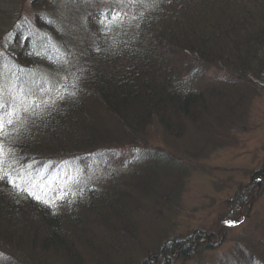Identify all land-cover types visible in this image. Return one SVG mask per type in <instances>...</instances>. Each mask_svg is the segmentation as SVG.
I'll list each match as a JSON object with an SVG mask.
<instances>
[{
  "label": "trees",
  "instance_id": "trees-1",
  "mask_svg": "<svg viewBox=\"0 0 264 264\" xmlns=\"http://www.w3.org/2000/svg\"><path fill=\"white\" fill-rule=\"evenodd\" d=\"M7 2L0 0L3 83L14 93L13 84L26 83L42 112L38 116L21 113V120L6 128L8 136L4 144L8 151H5L11 154L6 161L12 165L11 171L7 164L6 174L16 175L20 165L52 164L54 156L64 157L72 150H77L72 158L81 159L83 166L93 160L87 158L92 153V158L97 156L95 154L102 155L100 162L105 165L106 160H113L119 157V151L123 152L118 144L125 142L137 148L134 136L147 125L150 115L169 129L171 125L163 115L169 110L177 115L182 111L188 118L194 114L192 112H197V107L206 113L215 110L210 96L219 90L206 85L216 82L212 72L214 63H225L232 84L255 76V82L246 85L249 86L247 91L264 86V0H137L134 3L67 0L66 8L70 11L67 17H58L59 21L49 17L43 21L45 30L55 39L67 42L76 53L75 58L67 59L56 50L47 52L29 35L18 33L11 38L9 30L19 24L17 17H8ZM59 8L60 5H56L53 10ZM116 13L123 14V23L111 30H102L100 21H111ZM82 37L89 38V46ZM11 39L12 47L8 44ZM28 48H32L31 52L36 49L47 52L46 56L55 63L50 68L54 72L39 68L33 64V59L25 63ZM11 50L15 52L13 61L6 59L11 58ZM212 58L219 63L207 64ZM180 63H184L182 67L190 76L186 89L183 81L177 79L181 71H176V66L182 65ZM60 72L74 74L63 83L58 80L60 76L55 75ZM164 86L175 91L165 90ZM193 86L199 87V92L188 94ZM247 91L243 95H248ZM58 94L63 95V99H58ZM39 95L49 98L40 101ZM53 100L55 103L44 107L45 101ZM224 107L218 119H234L232 111L228 107L223 110ZM149 156L146 162L136 157L126 161L122 170L131 166L132 177L128 173L108 175L104 181L91 183L85 192L74 188L72 199L65 201L67 205L62 209L33 201L22 190L0 181V234L7 232L14 240L28 246L25 250L34 264H155L161 257V264H168L166 256L177 249L179 255L189 254V246L195 247L189 245L190 237H170L154 250L143 252L138 260L133 256L136 254L122 253L123 247L139 252L145 245L139 248L137 243L131 242V237L148 234L134 221V212L143 203L131 193L138 190L139 194L158 200V195L167 196L161 191L163 187L172 184L170 202L166 206L175 205L178 199L180 188L176 187L179 184L175 185V175L178 177L181 171L179 164L157 153ZM255 175L258 176L256 184L263 187L264 169ZM118 177L123 178L126 188H131L130 195L122 189L124 185L117 181ZM237 195V203H233L238 207L245 199ZM8 198L7 203L3 201ZM21 207L31 211L29 218H21ZM89 220L104 221L100 224L105 228V235L111 238L109 242L97 243L96 238L87 237L85 224ZM32 244L34 248L29 247ZM253 252L245 254L249 256L238 263L264 264V251L259 250L256 255ZM2 257L0 262L7 263L8 257Z\"/></svg>",
  "mask_w": 264,
  "mask_h": 264
},
{
  "label": "rangeland",
  "instance_id": "rangeland-1",
  "mask_svg": "<svg viewBox=\"0 0 264 264\" xmlns=\"http://www.w3.org/2000/svg\"><path fill=\"white\" fill-rule=\"evenodd\" d=\"M66 1L8 0V17H17L19 24L9 30L11 38L16 37L15 34L18 33L21 36L26 34L39 41L41 47L46 51L56 50L60 56H65V59L75 58L76 53L70 49L67 42L60 41L58 38L56 40L54 35L52 36L48 30L43 28V21L46 18L51 17L59 21V18H63L64 15L68 16L70 11L66 8L68 5ZM56 5H60V8L54 11ZM82 38L86 42L89 40L88 37ZM12 41V39L8 41V44L10 45ZM29 41L31 42V40ZM86 44L89 46V41ZM12 46L13 44H11ZM3 47L6 48V43L3 44ZM28 49L26 50L28 51L27 57H24L25 63L33 59V64L39 68H47L49 72H54L50 68L55 63L46 56L48 51L36 49L35 52H31L32 48ZM0 53H3L1 47ZM9 54L11 58L6 57V59L13 61L15 52L11 50ZM212 61H214L213 58L206 63H212ZM214 62L219 63L218 60ZM180 64L182 65L176 66V71H181L177 79H181L180 82L183 81L186 89L188 87L187 78L189 79L190 76L182 67L184 63ZM224 65V62L221 65L213 64L212 68L217 69L215 71L212 69L216 82L206 84L214 87L213 89L217 91L219 90L216 95L210 96V99L214 100L212 105L216 106L215 110L210 108L211 111L206 113L202 111L201 107H197V112H192L194 114H191L189 118L182 114V111H179L177 115L169 110L163 114L164 119L171 125L169 129L150 115L147 125L143 129H139V132H136L137 134L134 136L137 148L134 149L131 145H126L125 142L118 144L119 148L123 147V152L119 151V157L113 160H106L108 162H105V165L103 161L100 162L102 155L95 154L97 156L92 158L94 156L92 153L87 158L93 160L87 166H83L81 159L72 158L75 157L74 154L77 150H72L64 157L54 156L52 164L47 163L38 167L27 165L23 171H27V179H30L33 184L39 185V188L31 190L40 197V200L33 198L25 191L23 192L33 201L41 204H45L41 201H46V204L49 203L55 205L57 209H62L67 205L65 201L72 199L75 193L74 188L85 192L88 187H91V183L96 184L100 179L104 181L108 175L111 177L116 174L126 175L128 173L132 177L131 166L122 170L126 161L136 157L138 161L146 162V157L149 158L153 152L162 157H169L179 164L181 171H179L178 177L177 174L175 175V185L179 184L176 187L180 188L178 199L175 205L166 206L170 202L168 198L172 184L163 187L161 191L165 192L167 196L158 195V200L152 199L150 195L139 194L138 190L131 193L143 203L142 207L134 212V221L148 234L137 238L136 236L131 237V242L137 243L139 248L141 245L145 246L137 253L130 250V247H123L124 255L136 254L133 255L135 260L140 259L144 255L143 252L149 249L154 250L157 245L165 243L170 237L179 239L190 237L187 239L189 245H195V247L189 246L190 252L185 256L179 255V249L168 254L166 256L168 264H239L238 262L249 256H244L245 254L253 251L257 253L259 250L264 251V186L259 187L256 184L258 176L255 175L260 169H264V86L258 90H246L249 87L246 86L248 83L252 85L255 82V76H248L245 78V82L237 80L238 84H232L231 76L226 72ZM61 74V72L55 73L60 76L58 80L65 83L66 79L74 73ZM239 84V87L234 86ZM164 87L165 90L175 91L171 87ZM197 89L194 86L191 87L188 94H197L199 92ZM245 91L248 95H243ZM14 94L4 88L6 105L17 103L13 99ZM38 97L40 101L49 98L45 95ZM18 99L19 101L23 100L18 105L20 108L28 103L23 96ZM223 105H225L223 110L228 107L232 111L234 119H218V113L223 112L220 110ZM21 113L23 112L21 111ZM175 115L177 117H174ZM5 150L8 151V148L5 147ZM5 161L6 158L3 170H7L9 165L12 171V165L9 161ZM13 166L15 167V164ZM118 168H120V172L116 173ZM122 179V177H118L117 181L124 185L122 189L130 195L131 188H126L127 184L123 183ZM262 179L260 177V180ZM237 193L245 199L244 204L238 207L233 203H237L236 200L239 198ZM3 201L7 203L9 198ZM21 210L23 211L21 218L27 219L31 216V211L25 207H21ZM100 222L104 221L95 220L85 224L88 231L87 237L96 238L97 243H99L98 241L106 243V240L109 242L111 238L105 235V228ZM12 227L17 228V226ZM4 234H0V258L6 256L8 262L1 261L0 264H27L28 262L34 264L30 253L25 250L28 249V246L25 247L22 242L14 240L13 236L8 235L7 232ZM29 247L34 248V245ZM255 252L253 254L256 255ZM83 255L88 262L87 256L84 253ZM241 256L242 258H240ZM118 260L121 261L120 258ZM159 260L161 261L155 264H161L163 257ZM249 263L251 264L252 261Z\"/></svg>",
  "mask_w": 264,
  "mask_h": 264
},
{
  "label": "snow or ice",
  "instance_id": "snow-or-ice-1",
  "mask_svg": "<svg viewBox=\"0 0 264 264\" xmlns=\"http://www.w3.org/2000/svg\"><path fill=\"white\" fill-rule=\"evenodd\" d=\"M125 2H137V0H125ZM122 13H116L112 16L111 21L102 19L100 21L102 25V30H111L112 27L118 26L123 23ZM22 71V69H21ZM20 79L19 77L17 78ZM4 88L3 83V73L0 72V181L11 184L18 191L22 190L27 192L33 198L40 200L39 196H36L35 193L31 190L32 188H39V185L33 184L30 179H27L28 173L23 171L24 165H20L21 172H18L16 175L6 174L3 170V163L6 157L10 156L9 152L5 151L4 140L8 136L6 128L10 125H13L21 120V111L29 115L38 116L41 114L42 109L40 103L36 102L28 89V85L24 82L18 84H13L12 88L16 89V93L13 95V99L17 101L14 105H6L4 100ZM28 89V91H26ZM74 95V93H72ZM23 96L25 100L28 101L27 104H24L22 108L18 105L21 103L18 97ZM58 99H63V95L58 94ZM55 103V101H45L44 107H48L50 104ZM19 131V129H17ZM45 202L46 201H41Z\"/></svg>",
  "mask_w": 264,
  "mask_h": 264
}]
</instances>
